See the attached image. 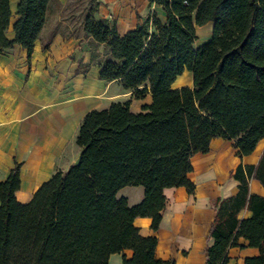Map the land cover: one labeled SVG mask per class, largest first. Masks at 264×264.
Wrapping results in <instances>:
<instances>
[{
	"label": "trees",
	"instance_id": "trees-1",
	"mask_svg": "<svg viewBox=\"0 0 264 264\" xmlns=\"http://www.w3.org/2000/svg\"><path fill=\"white\" fill-rule=\"evenodd\" d=\"M51 1L19 0L9 39L10 0H0V53L19 44L30 55ZM150 2L164 19L154 14L123 35L92 8L83 16L85 35L103 45L99 79L117 81L134 99L150 94L151 101L139 112L129 100L87 112L75 137L80 162L55 171L26 203L16 198L14 164L0 181V264H110L112 254H121L122 264H174L156 257L157 237L140 235L134 219L148 217L158 230L164 190L194 193L191 158L207 153L212 140L233 141L241 159L264 139V0ZM209 22L211 36L197 46L195 27ZM184 70L192 85L172 88ZM230 177L237 191L210 201L215 216L205 264H228L233 247L256 248L243 262L264 264V195L249 188L252 179L264 188V150ZM126 186L143 187L138 203L117 196ZM243 210L247 217H240Z\"/></svg>",
	"mask_w": 264,
	"mask_h": 264
},
{
	"label": "crops",
	"instance_id": "crops-1",
	"mask_svg": "<svg viewBox=\"0 0 264 264\" xmlns=\"http://www.w3.org/2000/svg\"><path fill=\"white\" fill-rule=\"evenodd\" d=\"M18 1L9 2L11 20L6 31L9 39L13 38L12 24ZM83 1L93 9L95 17L113 23L120 35L144 24L154 14L161 20L165 17L161 7L150 0H52L30 55L19 44L0 53V181L15 163H19L20 187L16 198L22 203L28 202L55 171H65L74 162L79 155L75 137L87 112L127 100L130 109L139 112L142 105L151 101L150 94L143 99H134L132 92L117 81L99 79L103 45L92 43L91 37L83 31L82 19L86 13L81 14ZM207 24L210 29L213 27V23ZM46 42L48 47L44 49ZM191 82V72L184 70L172 83V88L191 86ZM226 142L216 138L208 153H198L191 158L193 171L188 177L195 184L194 193H187L184 187L164 190L167 203L158 230H151L148 217L134 219L133 224L140 235L157 237V258L172 259L174 264H205V248L212 242L208 233L215 216L210 201L234 194L238 182L230 178L227 184L230 191L218 196L221 183L213 177L201 182L198 174L215 173L226 152ZM260 142L252 154L234 160L232 169L239 163H256ZM126 187L121 188L117 196L126 197L130 205L138 203L143 196V187L139 186L142 191L134 189L132 197L123 193ZM249 188L251 192L264 195V188L256 180H250ZM248 215L247 210L240 213L242 218ZM239 243L246 245L242 238ZM124 253L127 257L132 254L131 250ZM257 253V249L251 247L230 248L228 264H244L245 257ZM109 262L122 264V255L112 254Z\"/></svg>",
	"mask_w": 264,
	"mask_h": 264
},
{
	"label": "rangeland",
	"instance_id": "rangeland-1",
	"mask_svg": "<svg viewBox=\"0 0 264 264\" xmlns=\"http://www.w3.org/2000/svg\"><path fill=\"white\" fill-rule=\"evenodd\" d=\"M86 2L83 1L80 5V9L83 11L81 12V14H83L84 12H87L89 10V7L86 5ZM211 31L212 28L210 29L209 24H206L202 27H195V34H196V45L199 44L200 42L206 40L207 38H210L211 36ZM185 80V77L182 78V81ZM192 84V82H191ZM133 98V97H132ZM233 146H234V142L233 141H228L224 144V148H226V152L223 154V158H220L221 160L218 162V168L217 170H215V173L211 172L210 174H204L202 172V174H198V179L202 182H206L208 181L211 177H213L215 180H218L219 183H221V191H218L220 195H224L225 192H229L230 190H228L227 188V184L229 183L230 180V171L233 168V163L234 160H237V157L234 156L233 154ZM259 150H260V154L262 153V151L264 150V139L261 140L260 145H259ZM208 153V152H207ZM206 153H203L202 155H205ZM260 156V155H259ZM229 168V169H227ZM134 189H142L139 186H128L123 190V193L132 197L133 194H135L133 191ZM228 190V191H227ZM142 191V190H141ZM18 200V199H17ZM19 201V200H18ZM20 202V201H19ZM26 203V202H25Z\"/></svg>",
	"mask_w": 264,
	"mask_h": 264
},
{
	"label": "water",
	"instance_id": "water-1",
	"mask_svg": "<svg viewBox=\"0 0 264 264\" xmlns=\"http://www.w3.org/2000/svg\"><path fill=\"white\" fill-rule=\"evenodd\" d=\"M80 162V155H78L77 157H76V159L74 160V162H73V164H78Z\"/></svg>",
	"mask_w": 264,
	"mask_h": 264
}]
</instances>
